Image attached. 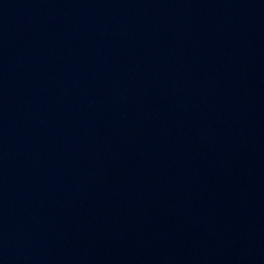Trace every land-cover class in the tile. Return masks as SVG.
<instances>
[{
	"label": "water",
	"instance_id": "1",
	"mask_svg": "<svg viewBox=\"0 0 264 264\" xmlns=\"http://www.w3.org/2000/svg\"><path fill=\"white\" fill-rule=\"evenodd\" d=\"M0 264H264V0H0Z\"/></svg>",
	"mask_w": 264,
	"mask_h": 264
}]
</instances>
